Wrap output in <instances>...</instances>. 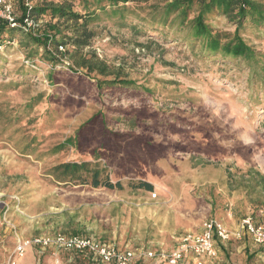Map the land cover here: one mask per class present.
Wrapping results in <instances>:
<instances>
[{
	"label": "rangeland",
	"instance_id": "obj_1",
	"mask_svg": "<svg viewBox=\"0 0 264 264\" xmlns=\"http://www.w3.org/2000/svg\"><path fill=\"white\" fill-rule=\"evenodd\" d=\"M172 1L153 0L151 9ZM101 19L94 24L99 36L83 53L95 51L149 95L123 91L100 96L86 71L74 67L68 56L59 57L58 64L29 58L19 38L11 44L6 38L0 48V264L8 263L18 240L57 234L102 239L120 250L172 251L183 235L201 234L208 220L222 224L232 238L217 242V259L190 256L183 264H264V247L248 235L237 236L253 208L241 189L227 185L228 171L237 178L249 169L264 174L262 80L249 83L252 72L245 62L205 56L202 44L190 41L177 26L159 31L146 25L138 34L132 27L136 21ZM211 20L223 43L233 37L235 25L226 17ZM242 36L264 53V26L247 25ZM35 98L39 102L30 110ZM100 112L111 131L139 137L155 151L141 146L135 152L130 138L117 142L118 156L110 166L99 158L112 180L124 184L122 192L56 185L51 169L96 158L93 152L101 141L96 138L82 144L80 152L73 145L56 149ZM129 115L139 118L126 122ZM96 124L85 134L95 135ZM141 179L152 182L154 191L127 186ZM20 260L93 264L88 255L36 247Z\"/></svg>",
	"mask_w": 264,
	"mask_h": 264
},
{
	"label": "trees",
	"instance_id": "obj_2",
	"mask_svg": "<svg viewBox=\"0 0 264 264\" xmlns=\"http://www.w3.org/2000/svg\"><path fill=\"white\" fill-rule=\"evenodd\" d=\"M151 1L153 0H14V11L17 8L19 13V16L15 13L19 26L12 28L7 21H0V47L7 43L6 38L9 44L19 38L20 46L28 51L29 58L41 56L42 60L50 64H58L59 57L68 56L74 67L86 71L85 78L94 84L100 96L105 92L123 91L149 95L150 91L145 86L127 79L120 70H113L95 51L83 53L99 36L94 24L101 21V18L116 17L118 21H136L131 26L138 34L143 32L142 28L146 25L159 31L177 26L178 30L183 29L189 34L190 41L202 44L201 49L205 56L245 62L252 72L249 83L262 80L264 86V53L249 47L242 36L247 25L256 28L264 26V0H173L165 6H159L161 10L155 9L156 7L152 10ZM147 10L150 12H146ZM192 13L195 16L189 19ZM174 16H177L175 22L170 23V18ZM216 16L226 17L235 25L233 37L225 43L220 36L214 35L211 17ZM25 19L33 21V26L27 30L24 29ZM61 47L65 49L64 53L60 52ZM54 81L51 78V82ZM17 87L18 84L13 90ZM38 102L39 99L35 98L29 104V109L32 110ZM131 116H125V121L133 123L134 119L137 121L139 118V115ZM96 121V125L100 123L99 131L95 135H86ZM89 133L92 134V130ZM94 138L101 140L99 147L93 152L96 158L71 160L51 169L50 176L56 185L122 192L125 189L124 184L121 180H112L109 169L98 162L99 158L108 159L110 166L111 159L116 160L118 156L117 142L128 141L130 138L134 140L130 143L134 144L135 152L138 147L155 151L152 144L142 142L139 137L111 131L106 125L104 114L100 112L84 123L73 138L60 145L56 149L57 153L72 145L80 152L82 144L84 148L85 143ZM227 173V185L233 188L235 184L236 190L243 191L244 198L253 208L255 223L263 225L264 174L256 169H249L238 178L230 171ZM127 186L132 190L149 193L154 191V184L145 179L138 183L128 182ZM100 241L105 242L102 239Z\"/></svg>",
	"mask_w": 264,
	"mask_h": 264
},
{
	"label": "built area",
	"instance_id": "obj_3",
	"mask_svg": "<svg viewBox=\"0 0 264 264\" xmlns=\"http://www.w3.org/2000/svg\"><path fill=\"white\" fill-rule=\"evenodd\" d=\"M1 20L7 21L12 28L19 26L16 22L14 0H0ZM24 23L26 30L33 26V21L30 19H25ZM60 50L65 51L63 47ZM151 196L156 198L157 195L152 193ZM243 233L250 236L255 244L264 247V225H257L252 216H247L241 221L238 238H241ZM232 236L233 234L222 224L208 220L204 223V230L201 234L187 233L183 235L177 247L172 251L141 249L135 252L131 249H117L93 237L63 234L45 235L18 240L7 264H18V261L35 247L42 250L55 249L88 255L92 257L93 264H134V261L140 260H149L151 264H183L182 262L190 256L198 259H217L219 255L217 242H227Z\"/></svg>",
	"mask_w": 264,
	"mask_h": 264
},
{
	"label": "crops",
	"instance_id": "obj_4",
	"mask_svg": "<svg viewBox=\"0 0 264 264\" xmlns=\"http://www.w3.org/2000/svg\"><path fill=\"white\" fill-rule=\"evenodd\" d=\"M230 217H231V214H230ZM238 229L240 230L239 227H238ZM239 230H238V231H239ZM245 235H246V234H244V233L242 234V236H245ZM249 237H250V236H249ZM177 245H178V244H177ZM242 249H243V248H242ZM242 249H240L238 252H241ZM243 250H245L246 258H247V259H250L251 253L248 252L247 246H245ZM187 259H190V257H187ZM251 259H252V258H251ZM251 259H250V260H251ZM26 261H27L26 258H24V259H23V262H26ZM20 262H22V261L20 260ZM216 262L218 263V261H216ZM18 264H21V263L18 262ZM228 264H229V263H228ZM244 264H248V263H244ZM254 264H263V263H254Z\"/></svg>",
	"mask_w": 264,
	"mask_h": 264
}]
</instances>
